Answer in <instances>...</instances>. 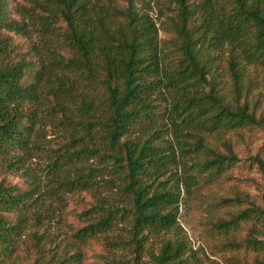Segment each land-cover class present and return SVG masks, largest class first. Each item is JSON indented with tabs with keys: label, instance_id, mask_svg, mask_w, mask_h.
I'll return each mask as SVG.
<instances>
[{
	"label": "trees",
	"instance_id": "16d2710c",
	"mask_svg": "<svg viewBox=\"0 0 264 264\" xmlns=\"http://www.w3.org/2000/svg\"><path fill=\"white\" fill-rule=\"evenodd\" d=\"M172 2L177 13L172 16L169 30L176 38L169 51L164 52L159 45L156 18L136 6L134 0H129L124 8H119L115 0H0V169L7 174L0 179V253L10 255L16 249V237L26 222L19 211L30 200L40 202L33 215L35 225L55 213L52 203L42 198L34 182L26 178L21 184L8 175L22 169L25 154L32 149V137L45 100L49 101L51 112L62 115L60 122L74 121L67 105V92L74 95L76 91L65 73L70 72L84 75L96 85V90L102 88L104 97L98 92L93 100L87 101L88 95L82 98L79 95L81 108L89 120L76 123L85 128L91 146L81 144L76 148L77 137L73 135L70 141L62 139L52 150L55 163L60 159L73 160L85 152L102 161L111 160L113 167L124 173L122 189L132 198V207L123 210L133 215L131 232L137 249L142 246L146 229L174 228L184 233L182 238L165 240L160 254L153 255L154 264L190 263L186 254L192 248L178 220L182 200L180 179L170 180L171 185L167 186L160 180L170 166L179 162L175 147L158 144L152 134L136 140L128 133L143 118L153 121L155 101H165V112L172 123L178 129L187 128L196 139V150L205 155L197 164L200 172L218 173L238 162L240 158L233 151L229 132L242 136V127L259 125L264 119L258 117L262 94L257 91V82L247 66L264 65V0ZM27 16L34 20L39 31L56 35L69 54L56 51L47 57L36 43L18 42L17 36L30 35ZM225 46L230 52L232 99L219 89L213 53ZM61 71L63 75L59 74ZM161 87L174 93L171 101L164 95L153 97ZM101 104L106 107L104 116L97 112ZM91 119L101 125L96 132ZM213 134L222 139L224 150L216 149L206 140ZM252 159L264 172V158L256 155ZM94 171L91 168L89 175ZM84 175L62 182L66 189L77 188V183L87 182ZM63 193L59 192L58 197ZM233 200L241 201L240 198L229 201ZM119 210L120 207L110 209L75 234L86 241L97 232L111 229ZM241 221L264 225V208H245L231 220L219 222L217 227L228 230L238 227ZM250 232L251 236L245 239L246 247L264 251V238L256 235L257 225ZM32 237L36 247L44 251L41 244L44 234L36 229ZM80 258L81 252L76 251L58 264L79 263ZM132 264L144 263L135 257Z\"/></svg>",
	"mask_w": 264,
	"mask_h": 264
},
{
	"label": "rangeland",
	"instance_id": "374dc122",
	"mask_svg": "<svg viewBox=\"0 0 264 264\" xmlns=\"http://www.w3.org/2000/svg\"><path fill=\"white\" fill-rule=\"evenodd\" d=\"M129 0H115L119 8L127 7ZM134 4L143 7L146 12L156 18L159 29V45L164 52L169 51L176 34L169 28L172 26V16L177 11L172 0H134ZM161 15V17H157ZM29 24L30 35L18 37L21 43H36L47 57H51L56 51L68 55L61 41L54 34H45L39 31L34 20L26 17ZM170 45V46H169ZM216 54L215 66L218 68L219 89L232 99V78L228 70L229 50L225 46L213 51ZM245 63V61H243ZM248 70L256 80V89L261 95V108L258 117L264 118V65L259 63L249 64ZM67 73L74 83L75 94L67 92V105L73 115L72 124L60 122L62 115L50 111L48 100L40 111V120L36 125V133L33 135L31 151L25 154L21 170L12 172L8 176L14 181L23 184L24 179L34 182L42 192V198L52 203L55 211L51 218L44 219L40 225H35L33 215L40 202L30 200L24 210H20L26 218L20 234L17 238L16 249L12 254L0 253V264H58L65 256H70L76 251L81 252L80 262L73 264H132L135 257L140 263L154 264L153 255L160 254V248L167 239H177L184 233H179L174 228L171 230L144 232L146 237L141 248L137 249L132 239L134 225L133 215L125 212L123 208L132 207V198L122 189L124 173L117 171L111 160L102 161L97 155L82 153L73 160L60 159L57 163L53 149L56 142L62 139L70 141L76 139V148L81 144L91 146L90 137L79 123H88V116L81 108V98L87 96V101L93 100L96 93L104 97V90H96L84 75L80 73ZM63 75V72H59ZM55 87L58 82L54 83ZM98 89V88H97ZM81 96V98L79 97ZM166 96L172 100L174 93L161 87L153 94ZM76 96V97H75ZM98 106V100H94ZM153 121L139 120L128 135L136 140H144L148 135H154L158 144H172L175 147L179 162L167 169L160 176L164 186L171 185V181L179 178L182 189V200L179 210V222L184 228L189 250L186 256L189 264H260L264 260V251L246 247L245 239L250 237V228L257 225V237L264 238V225L255 221H241L236 228H218L217 224L225 220H231L241 210L254 206L264 208V172L259 164L252 158L256 155L264 158V119L259 125L244 126L241 128L242 136H235L229 132L233 139V151L240 160L218 173L200 172L198 162L203 161L204 154L195 148V137L190 135L187 128L178 129L165 112V101H155ZM94 106V108H95ZM105 106L100 105L98 114L105 115ZM152 118V117H151ZM94 121L93 119H91ZM95 132L100 128L95 121L92 124ZM100 134V133H99ZM205 136H207L204 133ZM97 140L98 134L95 133ZM126 137H124L125 140ZM206 139L211 146L218 150L225 147L215 135H208ZM22 152H18L21 154ZM56 164V165H55ZM91 168L95 171L89 175ZM22 173L25 177H21ZM84 173L87 182L77 183V188H65L62 181L67 178H77ZM7 176L0 169V179ZM191 177V178H189ZM84 182V181H83ZM174 184V182H172ZM65 192H61L64 191ZM63 193L61 198L58 193ZM63 196V197H62ZM240 198L241 201H229ZM120 207L117 219L111 229L97 232L86 241L77 237V230L89 223L98 220L103 213L110 209ZM38 229L44 234L42 246L44 251L36 247L32 232ZM141 236V235H140ZM231 241L241 243L240 246H232ZM37 257L40 260L37 261Z\"/></svg>",
	"mask_w": 264,
	"mask_h": 264
}]
</instances>
